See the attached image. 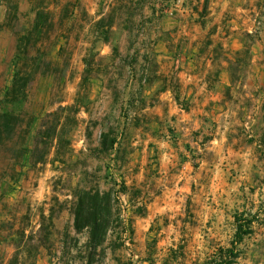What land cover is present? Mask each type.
Wrapping results in <instances>:
<instances>
[{"label":"rangeland","instance_id":"obj_1","mask_svg":"<svg viewBox=\"0 0 264 264\" xmlns=\"http://www.w3.org/2000/svg\"><path fill=\"white\" fill-rule=\"evenodd\" d=\"M165 17L238 35L245 47L233 59L218 56L229 61L233 84L256 83L255 96L246 97L241 84L209 118H185V89L162 97L167 82L156 55L141 104L129 61L169 32ZM23 34L48 73L18 101L0 105V115L11 109L36 117L30 148L37 137L48 141L39 136L44 115L72 106L77 121L70 144L52 147L43 162L24 156L14 177L12 145L0 146V264H208L233 246L241 215L253 220L252 231L236 244L234 264H264V0H0V101ZM143 65L139 56L137 68ZM105 132L122 142L119 156L100 150ZM82 188L112 191L124 221L93 260L88 229L75 228Z\"/></svg>","mask_w":264,"mask_h":264},{"label":"trees","instance_id":"obj_2","mask_svg":"<svg viewBox=\"0 0 264 264\" xmlns=\"http://www.w3.org/2000/svg\"><path fill=\"white\" fill-rule=\"evenodd\" d=\"M18 10V7H17ZM38 27V23H37ZM27 35L23 34L19 37V49L14 56V74L11 86L4 93V99L0 101V105L5 107L8 102L13 103L21 99L26 93L29 85L39 76L45 75L48 72H43L40 68L42 57L38 54L31 55L28 49ZM146 40L143 42V47H146ZM156 43L150 50H146L141 55V50H136L129 61V80L134 86L138 85V100L141 104L146 103L145 89L153 82L156 70L152 74V60L156 58ZM139 56L145 60V65L141 69L137 68ZM50 63H53L51 61ZM56 62H54L55 64ZM147 63V64H146ZM142 74L138 76L139 72ZM87 75L84 78L85 83L90 80ZM134 95L131 92V95ZM131 99V98H130ZM131 101V100H129ZM72 106H63L54 112H50L43 116L42 129L39 131L48 141L41 140L37 137L33 148L27 146L26 141L30 137L32 126L36 117L29 112L16 113L9 110H4L0 115V146L11 144L10 149L14 174L17 173V166L21 164L24 156L29 155L35 162H43L50 153L52 147L60 149L66 143L70 144L71 140L67 138L72 131V125L77 119L71 116ZM64 113V114H63ZM28 117V119L26 118ZM50 118L53 123L49 125ZM47 125V126H46ZM46 127V131H44ZM46 133V134H45ZM112 133H102L100 150L108 153L115 150L117 156L121 152L118 136H111ZM69 137V136H68ZM44 146V148L41 147ZM118 145V146H117ZM77 202L74 206L75 228L78 231L88 229L89 231V247L91 250L89 257L93 260L97 249L103 245L108 239L111 229L119 227L124 221L121 219L120 212L116 209L115 197L112 191L100 192L93 188H82L76 191ZM253 220L244 215L236 217V233L233 246L227 249L221 248L220 253L208 262V264H234L239 256L236 244L243 242L244 237L252 231ZM123 232V231H122ZM125 233V232H124ZM118 238L122 239L121 232H118ZM124 245V244H121ZM120 245V246H121ZM128 264H134L129 261Z\"/></svg>","mask_w":264,"mask_h":264},{"label":"crops","instance_id":"obj_3","mask_svg":"<svg viewBox=\"0 0 264 264\" xmlns=\"http://www.w3.org/2000/svg\"><path fill=\"white\" fill-rule=\"evenodd\" d=\"M219 5H222L219 17L213 23L220 22L228 7L226 2ZM197 24L195 21L190 23L186 20L165 17L162 26L169 32L162 35L156 44L160 74L163 76L161 81L167 82V91L162 97H168L173 90L179 97L178 89L175 88L185 89L184 94L191 104V110L183 112L182 115L195 121L202 120L204 116L209 118L215 111L214 107L228 105L230 98L228 93L234 94L241 84L246 97L255 96L256 89V83L250 78L245 83L233 84L229 61L223 56H218L219 53L224 52L233 59L232 54L245 47L240 43L238 35L200 31V26ZM172 80L176 83L174 87L170 84ZM221 109H223L221 114L229 112L227 109L225 111L224 108ZM27 183L26 180L18 182L14 192L25 188ZM41 187L42 185L35 190L37 195L42 194Z\"/></svg>","mask_w":264,"mask_h":264}]
</instances>
